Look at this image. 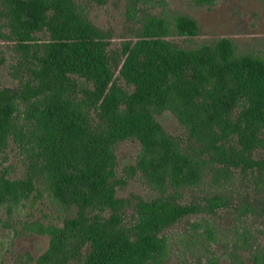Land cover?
<instances>
[{"label":"trees","instance_id":"16d2710c","mask_svg":"<svg viewBox=\"0 0 264 264\" xmlns=\"http://www.w3.org/2000/svg\"><path fill=\"white\" fill-rule=\"evenodd\" d=\"M1 1L30 75L22 89L0 86V208L42 186L72 211L62 225L31 227L49 237L33 264H164L166 230L228 205L221 194L185 203L178 193L207 183L225 188L238 176L263 181V57L227 37L180 46L175 39L200 33L185 14L144 13L136 32L112 48L111 33L76 0ZM165 112L184 126L186 141L165 130L158 119ZM128 140L141 150L126 176L141 175L159 192L150 200L118 196L127 181L116 149ZM11 144L28 156L23 178L2 169Z\"/></svg>","mask_w":264,"mask_h":264},{"label":"rangeland","instance_id":"374dc122","mask_svg":"<svg viewBox=\"0 0 264 264\" xmlns=\"http://www.w3.org/2000/svg\"><path fill=\"white\" fill-rule=\"evenodd\" d=\"M76 1L97 27L111 33L112 48H119L123 40L136 32L144 13L185 14L197 20L200 33L191 40L175 39L180 46L195 47L227 37L240 52L264 58V0H217L212 6H198L193 0H107L104 5L95 0ZM16 44L0 0L3 88L22 89L29 79L28 64ZM158 119L169 134L186 141V129L173 114L165 112ZM140 150V144L133 140L121 142L116 149L118 175L127 181L118 189L119 197L150 200L159 195L141 175L126 176ZM1 161L2 169L7 168L13 178H23L27 173L28 156L16 144H11ZM225 185L220 188L207 183L178 193L185 203H202L205 197L221 194L228 199V205L218 208L213 215L192 216L166 230L169 252L164 264H231L238 260L233 255L239 257L240 264H258L254 255L264 248V201L258 198L264 199V179L257 184L252 177L238 176L234 183ZM71 213L42 186L17 206L0 208V264H33V259L47 250L49 237L35 233L31 227L36 223L62 225ZM197 222L201 226L193 227ZM207 229L211 235L204 234Z\"/></svg>","mask_w":264,"mask_h":264}]
</instances>
